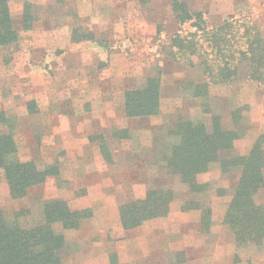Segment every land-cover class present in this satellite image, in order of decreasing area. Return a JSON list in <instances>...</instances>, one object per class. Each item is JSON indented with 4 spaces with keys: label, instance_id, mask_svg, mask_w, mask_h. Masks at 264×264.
I'll return each instance as SVG.
<instances>
[{
    "label": "rangeland",
    "instance_id": "1",
    "mask_svg": "<svg viewBox=\"0 0 264 264\" xmlns=\"http://www.w3.org/2000/svg\"><path fill=\"white\" fill-rule=\"evenodd\" d=\"M24 1L8 0L18 39L0 46V114L14 133L20 159L41 167L56 164L59 173L31 187L25 197L12 199L0 169L4 214L28 210L20 220L30 224L40 218L42 203L52 198L65 199L72 209L90 208L92 217L78 229L55 227L65 235L63 256L70 264H110L112 255L125 264H264V243L236 246L222 223L236 173L221 175L212 167L203 175L212 192L229 191L211 194L207 230L200 227L199 210L180 211L178 202L166 217L133 229L123 230L119 223V204L143 196L148 185L176 184L160 159L166 130L177 119H208L202 99L185 88L196 74L170 53L172 35L193 31L192 20L178 24L171 0H27L34 18L24 29ZM186 1L204 13L208 25L237 22L242 31L247 22L264 31V0ZM81 33L92 37L74 39ZM156 72L161 77L160 113L125 118L123 91ZM207 97L226 125L229 111L244 105V135L234 142V152L247 153L264 133L262 89L241 78L210 87ZM5 125L0 122V131ZM115 127L129 128L131 138H112ZM98 132L108 140L111 163L88 139ZM258 198L264 205V187Z\"/></svg>",
    "mask_w": 264,
    "mask_h": 264
},
{
    "label": "trees",
    "instance_id": "2",
    "mask_svg": "<svg viewBox=\"0 0 264 264\" xmlns=\"http://www.w3.org/2000/svg\"><path fill=\"white\" fill-rule=\"evenodd\" d=\"M171 4L176 22L183 24L192 20L194 30L174 33L170 39V53L196 74L195 78L186 80L185 88L191 97L202 99L200 106L208 119H177L166 130L160 159L166 176L176 184L148 185L143 196L119 204L120 226L129 230L147 220L166 217L172 203L178 202L180 211L199 210L200 227L207 230L211 224V194L218 197L229 192L224 188L212 192L210 182L203 179L214 167L221 175L237 174L222 218L233 243L260 247L264 243V205L258 193L264 187V133L259 134L247 153H235L234 142L244 135L240 113L244 105L229 111L226 125L207 96L210 87L234 83L241 78L255 82L264 94V31L259 25L247 22L242 31L241 23L237 22L208 25L204 13L192 10L186 0H171ZM31 6L29 1H24L21 16L24 29L31 27L34 18ZM91 37V34L81 33L74 39ZM17 39L18 31L12 22L8 0H0V46H8ZM122 109L125 118L158 115L161 109L160 73L148 75L135 87L124 90ZM0 115V122L5 125L7 119L3 113ZM5 128L0 131V169L10 198L19 199L25 197L31 187L57 176L59 168L56 164L41 167L32 159H20L14 133L6 125ZM111 137L130 139L131 130L115 127ZM88 139L96 143L103 160L111 163L113 154L104 134L93 133ZM28 213L21 209L7 217L0 208V264H70L63 256L66 239L55 227L78 229L82 221L92 217V210L88 207L72 209L65 199L52 198L42 203L37 221L22 223L21 217ZM111 257L110 264H125L118 261L116 255Z\"/></svg>",
    "mask_w": 264,
    "mask_h": 264
},
{
    "label": "crops",
    "instance_id": "3",
    "mask_svg": "<svg viewBox=\"0 0 264 264\" xmlns=\"http://www.w3.org/2000/svg\"><path fill=\"white\" fill-rule=\"evenodd\" d=\"M260 201V200H259ZM170 210H172V206H171V209ZM61 233H63V232H61ZM63 235H64V233H63ZM65 236V235H64Z\"/></svg>",
    "mask_w": 264,
    "mask_h": 264
}]
</instances>
